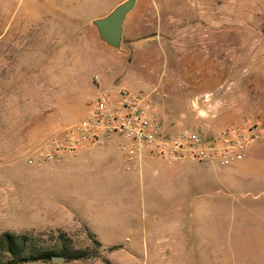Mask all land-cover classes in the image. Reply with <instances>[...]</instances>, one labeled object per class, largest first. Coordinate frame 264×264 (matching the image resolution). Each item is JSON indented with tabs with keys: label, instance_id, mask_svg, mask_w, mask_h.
I'll return each instance as SVG.
<instances>
[{
	"label": "rangeland",
	"instance_id": "1",
	"mask_svg": "<svg viewBox=\"0 0 264 264\" xmlns=\"http://www.w3.org/2000/svg\"><path fill=\"white\" fill-rule=\"evenodd\" d=\"M123 1L0 0V235L88 256L24 264H264V0H137L116 48L93 20ZM140 81L157 87L166 133L260 137L183 195L130 165L133 181L112 179L84 154H51L99 91Z\"/></svg>",
	"mask_w": 264,
	"mask_h": 264
},
{
	"label": "built area",
	"instance_id": "2",
	"mask_svg": "<svg viewBox=\"0 0 264 264\" xmlns=\"http://www.w3.org/2000/svg\"><path fill=\"white\" fill-rule=\"evenodd\" d=\"M157 87L140 81L139 89L127 87L99 91L91 110L75 128L49 142L51 154L63 150L77 154L84 146L102 145L115 136L127 142L129 158L146 151L170 162L194 160L228 166L244 159L248 145L260 137L258 126L248 130L228 128L212 136L185 126L166 133L153 94Z\"/></svg>",
	"mask_w": 264,
	"mask_h": 264
},
{
	"label": "crops",
	"instance_id": "3",
	"mask_svg": "<svg viewBox=\"0 0 264 264\" xmlns=\"http://www.w3.org/2000/svg\"><path fill=\"white\" fill-rule=\"evenodd\" d=\"M125 142L127 140L124 137L117 135L102 145L84 146L75 156L79 157L84 154L86 157L83 161L86 163L106 164L108 166L106 176L112 179L123 178L133 181L135 178L133 175L123 172L124 166L130 165L131 170H139L143 177L151 178L154 185L158 186L165 183L174 187L175 193L182 195L189 193L191 187L204 186L214 179H219V176L221 178L225 175L228 176V169L219 166L217 163L207 165L194 160L170 162L165 158L153 155L149 151H146L141 157L129 158L122 148ZM51 211L55 213L52 217L60 225H72L75 221V215L71 212Z\"/></svg>",
	"mask_w": 264,
	"mask_h": 264
},
{
	"label": "trees",
	"instance_id": "4",
	"mask_svg": "<svg viewBox=\"0 0 264 264\" xmlns=\"http://www.w3.org/2000/svg\"><path fill=\"white\" fill-rule=\"evenodd\" d=\"M86 229L89 231L87 226ZM88 233L94 238L92 231ZM53 255L65 256L66 261L88 257L86 251L72 248L66 242L59 247L37 243L28 233L5 231L0 235V264H24L37 260L48 262L52 261Z\"/></svg>",
	"mask_w": 264,
	"mask_h": 264
},
{
	"label": "water",
	"instance_id": "5",
	"mask_svg": "<svg viewBox=\"0 0 264 264\" xmlns=\"http://www.w3.org/2000/svg\"><path fill=\"white\" fill-rule=\"evenodd\" d=\"M137 0H124L107 15L95 18L93 23L98 28L100 37L109 45L119 47L123 39V25L127 14L135 7ZM62 255H53V262L65 261Z\"/></svg>",
	"mask_w": 264,
	"mask_h": 264
}]
</instances>
